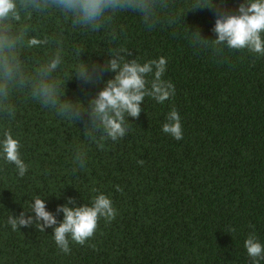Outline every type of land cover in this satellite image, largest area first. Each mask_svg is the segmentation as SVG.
Returning a JSON list of instances; mask_svg holds the SVG:
<instances>
[{"label":"trees","instance_id":"16d2710c","mask_svg":"<svg viewBox=\"0 0 264 264\" xmlns=\"http://www.w3.org/2000/svg\"><path fill=\"white\" fill-rule=\"evenodd\" d=\"M16 2L19 18L6 23L19 37L15 55L25 80L0 102V138L10 130L19 140L28 170L20 177L0 158V264H253L244 242L254 231L264 244V56L213 44L218 16L239 14L246 0L197 9L196 0H151L147 15L110 12L97 30L74 26L55 6ZM33 38L46 42L29 46ZM57 53L61 63L48 79L62 103L82 112L78 119L32 95L38 70ZM113 54L141 64L165 58L162 79L174 95L163 104L146 96L139 117L127 118L126 135L101 149L103 130L86 112L115 73L105 68L85 83L78 70L103 66ZM173 108L180 140L162 132ZM80 153L83 169L74 163ZM98 194L111 199L115 219L101 218L84 245L70 240L68 253L55 244V226L13 230L7 222L21 212L34 216L36 196L59 223L57 206L68 198L70 207L90 205Z\"/></svg>","mask_w":264,"mask_h":264},{"label":"clouds","instance_id":"9594fccd","mask_svg":"<svg viewBox=\"0 0 264 264\" xmlns=\"http://www.w3.org/2000/svg\"><path fill=\"white\" fill-rule=\"evenodd\" d=\"M22 7H32L43 10L55 6L61 12L69 14L74 26L90 27L97 30L108 13L118 10H136L147 15L151 11V0H23ZM214 0H196L194 9L212 8ZM239 14L222 13L215 21L213 28L216 38L213 44L225 46L229 50H247L249 53L264 56V0H246L238 8ZM19 18L16 0H0V102L7 100L10 87L17 82L23 84L25 77L21 71L20 63L15 55V46L19 37L10 36V25L6 23ZM46 41L35 38L29 40V46L39 45ZM61 63V56L57 53L46 65L38 70L39 79L32 86V95L45 106L57 108L61 115L80 118L81 111L72 104L62 103L57 94V85L48 77ZM115 73L114 77L104 82V87L89 101L86 112L90 120L102 129L98 148L104 147V142H113L123 138L128 129L127 118H138L142 109L141 104L145 97H151L163 104L174 95V86L171 82L162 79L166 69V60H149L143 64L136 59L126 61L123 56L113 54L103 66L97 65L91 69L81 65L78 78L85 83L102 78L104 69ZM153 75L149 82L148 75ZM12 114V109H8ZM162 132L176 140L183 137L181 118L175 108L166 116ZM21 144L14 138L10 130H4L0 138V158L6 163L13 164L20 177L28 170L20 154ZM86 158L83 153L78 154L74 163L79 169L85 167ZM142 164L143 161H138ZM75 171V169H74ZM117 191H122L116 186ZM96 191V189H93ZM34 203H30V210L34 216H26L21 212L18 217L12 215L8 224L13 230L21 227L35 226L44 232L46 228L53 227V238L57 247L64 253L70 251V240L76 244L84 245L92 238L97 230L101 218L110 223L117 215L111 199L105 194H98L92 198L91 204L70 207L75 200L68 198L67 204L57 206L56 212L63 213V220L58 223L56 216L46 210L44 199L36 196ZM42 222V223H41ZM58 225V226H56ZM254 228V225L250 226ZM235 229H228V232ZM92 247H95L92 245ZM247 255L253 264H260L264 260V244L251 232L244 242Z\"/></svg>","mask_w":264,"mask_h":264}]
</instances>
